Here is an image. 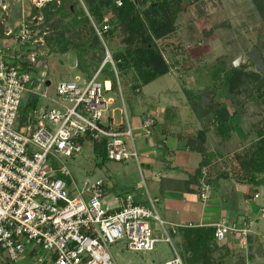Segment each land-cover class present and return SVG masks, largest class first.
Wrapping results in <instances>:
<instances>
[{"label": "rangeland", "instance_id": "1", "mask_svg": "<svg viewBox=\"0 0 264 264\" xmlns=\"http://www.w3.org/2000/svg\"><path fill=\"white\" fill-rule=\"evenodd\" d=\"M22 1L26 3V0ZM135 1H138V8L142 11L143 16L145 11H150V2ZM58 4L60 3L58 2ZM72 5H74L73 11L70 10ZM177 6L179 13L172 31L162 37H157V34L149 28L152 40L157 44L156 47L160 50L162 60L168 65V68L166 72L147 85L135 88V84H139L137 81L139 72L134 68H130L127 76L119 73L113 55L126 48L123 32L117 31L111 40L104 38L110 48L109 51L115 63L120 84L118 83V89L109 90L108 96L113 97L114 103L111 109L105 112L103 118L109 117L111 121L113 119L116 125L121 122L126 125L127 119L133 122L137 118L146 117L144 120L142 119L143 123L148 122L150 124L148 129L152 133L156 132L155 135L161 138V142L156 138L157 143L171 144V147L177 148L176 146L181 147L180 143L189 142L195 146L194 151L196 152H199L200 144L204 147L210 146L213 151L224 155L218 157V161L215 163L217 164L216 168L220 172L227 170L231 175L233 174L232 166L237 163L234 156L254 151L261 144L259 130H264V75L256 70L253 61L247 57V52L252 50L255 45L259 46L264 54V17L256 0H179ZM62 7L66 11L64 15L61 12H56L47 20L41 10L39 16L34 21H30L35 24L33 26L37 33L35 38H40L45 42V45H42L44 43L35 45L37 51L46 56V63L42 62L35 71H46L52 83L43 85V90L46 89L53 98L56 97L55 85L59 80L77 77L89 78L86 72L78 67V47L76 48L75 44L86 41L92 23L87 24L86 34L79 27L80 31H78L72 24L74 16L83 18L85 13L88 15V8L84 0H63ZM52 8L55 10L56 5ZM9 9L10 4L6 10L0 12V25L4 23L5 26ZM27 9L29 12L32 11L31 8ZM18 15L17 21L13 19L11 21L14 28L19 27L21 18H26V16H21V11ZM112 16V12L106 14L110 20ZM144 20L149 26L148 20L146 18ZM63 26H66L67 29H64ZM2 40L1 43L9 42ZM47 40L52 42L51 46ZM68 41H71L72 44L68 46L67 51H62V45ZM97 43L99 42L96 37L89 42L95 47H97ZM95 47L89 48V51L85 53V58L87 61L95 58L101 64L106 59V49L104 53L101 48ZM161 62V58H154L149 67L157 66ZM234 66L242 67V71L236 72L235 80L226 85V74ZM98 67L91 66L89 70L94 75ZM104 67L114 69L111 63H107ZM35 76L37 77L38 74ZM101 78L103 79V76ZM39 84H42L40 80L37 85ZM205 94L213 97V101H211L213 107L210 110L206 109L208 106L202 104ZM46 102L49 107L53 105L52 100ZM218 107L227 108L233 115L232 138L222 143L220 138L214 135V130L210 125V120L214 115L213 109ZM21 119L22 117L18 119V126L21 131H25L27 124ZM165 127L168 129V136L163 133ZM200 130L204 132L206 138L204 142L198 134ZM125 139L129 142L128 137ZM166 140L169 143H166ZM135 142L139 150L140 164L135 158L123 162L105 159L102 163H98L92 144H86L81 153L65 157L63 160L71 170L72 176L80 183L86 177L91 179L102 177L106 180L108 193L107 198L103 200L105 203H112L115 195H126L129 192L134 195L143 194L144 198L148 200V194L155 198L161 190L164 191L160 195L161 198L156 201V209L165 221V229L171 236L173 244L181 252V238L174 231L179 226L171 225L167 221L165 213L168 211L169 217L178 222L182 216L184 219L201 220L200 214L204 203H202L200 191L196 190L193 195L194 200L199 201L196 206L200 210L196 209V206L193 209H181V213L176 210L178 208L176 207L177 197L170 198L168 187L172 183L166 182L167 174L161 175L158 173L159 170L150 169L145 164L147 160L154 162L152 157L141 152L146 147L147 141L142 136L135 134ZM161 148L158 147L159 151H162ZM181 148L176 151V158H181L188 165H196L197 160H195L194 154H190L189 150H186L187 147H185L186 149ZM167 157H172V155L168 154ZM191 158L193 160H190ZM180 161L174 158L169 160L174 165ZM163 164L161 165H166L165 162ZM205 171L210 179L220 175L214 170L210 174L207 168ZM217 183H220V188L225 189L226 197L221 196V198H225L223 201L234 208L236 187L244 192L239 193L242 194V197L237 203L241 210L237 214L244 212L245 217L247 214H252L249 209L252 206L256 214H253L254 218L247 215V219L244 218L242 223L229 224L251 225L247 234H229L227 239L218 241V252L214 254L216 262L222 260L224 264H241L243 262L242 254L246 257V264L252 261L262 262L264 257V185L253 187L238 182L234 177L227 179L220 177ZM171 189L175 193H180L173 187ZM214 193L220 194L215 187H212L208 192V202L220 197L219 195L214 196ZM211 209L208 211L210 212ZM176 214L179 215L178 218H176ZM227 221L217 223H227ZM150 223L155 237L158 238L155 249L131 250L125 241L112 244L109 249L117 264H164L166 260L174 256L172 244L165 240L167 235L164 228L153 218L150 219ZM30 262L29 257L11 261L4 254L0 255V264H29Z\"/></svg>", "mask_w": 264, "mask_h": 264}, {"label": "built area", "instance_id": "2", "mask_svg": "<svg viewBox=\"0 0 264 264\" xmlns=\"http://www.w3.org/2000/svg\"><path fill=\"white\" fill-rule=\"evenodd\" d=\"M27 1L41 9L54 0ZM8 2L0 0V12L9 7ZM116 3L121 5L122 0ZM88 16L105 46L106 59L91 78L59 80L54 98L43 90V85L52 83L46 71H35L46 63L35 45L45 42L35 38L37 33L25 17L18 28L5 26V35L12 38L0 42V255L11 261L29 257V264H117L109 249L112 244L125 241L131 250L155 249L153 218L173 247L174 256L164 264H185L157 212V198L148 194V204L137 203L129 192L105 203L106 180L86 177L80 183L63 160L81 153L86 144H92L94 151L96 142L105 141L107 160L135 158L140 164L134 125L128 119L126 125H116L113 119L103 118L114 103L108 96L113 82L100 77L107 63L119 83L115 60L103 38L111 28L110 19L105 16L104 23L98 24ZM39 80L42 84L37 85ZM30 96L41 102L26 112L27 125L21 131L20 111ZM149 125L145 122L142 127L149 130ZM210 189L203 181V201ZM250 225L216 223V239L247 234Z\"/></svg>", "mask_w": 264, "mask_h": 264}, {"label": "trees", "instance_id": "3", "mask_svg": "<svg viewBox=\"0 0 264 264\" xmlns=\"http://www.w3.org/2000/svg\"><path fill=\"white\" fill-rule=\"evenodd\" d=\"M88 8L90 15L98 24H103L105 16L108 12H112L113 16L110 20L111 28L103 32V38H113L117 31L121 30L125 36L126 48L122 52H117L113 55L119 69V73L127 76L130 68H134L139 72L137 81L139 84H135V88L140 85H147L154 81L158 76L166 72L168 65L162 60V55L159 49H157V44L152 40V34L149 28H151L157 37H162L166 35L169 31L173 30V25L177 15L179 13L178 3L179 0H143L142 2H150V11L144 12L138 8V1L135 0H122V4L118 5L116 0H84ZM259 5V9L264 17V0H256ZM58 0H54L48 3L45 7L39 9L32 5L26 0L24 3L25 16L27 21H34L36 17L39 16L41 10L45 15V19H49L55 15L56 12H61L63 15L66 11L63 9V0L58 4ZM56 5L55 10L53 6ZM73 6V7H72ZM71 6L70 10H74V5ZM27 8H31V12ZM148 20L149 26L146 25L144 19ZM91 24V20L88 15L80 18L79 16H74L73 26L78 27L86 34L85 31L87 24ZM30 24L35 26L34 23ZM67 29L66 26H63ZM4 23L0 25V36L5 35ZM96 37L97 43L95 45H90L89 42ZM9 38H12V36ZM48 44L51 46L52 42L47 40ZM70 42V43H69ZM72 44L71 41L65 42L62 45V51H67L68 46ZM81 46V47H80ZM78 47V67L86 72L87 77H92L93 74L89 70L91 66H99V62L92 58L91 61H87L85 58V53L89 51V48H101L105 53V46L103 45L100 36L97 34L95 28L91 24L90 33L86 41L78 42L75 44ZM156 48V49H155ZM110 49V48H109ZM154 58H161V63L157 66H151ZM110 66V65H109ZM242 67H232L227 72L226 85L233 82L236 78L237 73L241 72ZM262 74V73H261ZM263 75V74H262ZM103 79H110L113 82L112 88L118 89L117 79L114 70L110 67H105L102 70L101 76ZM102 79V78H101ZM39 99L37 96H33L26 105L21 108L22 122H26V110L38 106ZM206 109H211V107H206ZM214 115L210 120V125L214 130V135L220 138V142L228 141L232 138L233 126H232V114L225 107H218L213 109ZM121 128H125L122 125ZM167 128L163 129L165 136H168ZM167 134V135H166ZM198 134L201 136L202 141H206L203 131H199ZM259 136L261 137V144L249 154H236L234 158L237 163L233 164L232 170L233 174L230 175L227 170H221V172L216 168L215 164L218 157H223L224 155L220 152L213 151L210 146L204 147L202 144L198 146V151L202 156L201 161L194 174L189 175L188 186L192 183L196 186V190L200 191L202 182L206 181L212 187H215L223 197L226 195L225 189L220 188V183L217 185L216 182L219 178H235L238 182L242 184H249L253 187H259L264 185V130H259ZM158 138V137H157ZM161 142V140H160ZM163 142V141H162ZM163 149L168 148L166 144L161 143ZM181 147H187L188 149L195 150V146L191 145L189 142L180 143ZM94 152L98 159V163H102L106 159V149L105 141L96 142L94 145ZM216 159V160H215ZM205 168L209 169L210 174L213 170L219 172L220 175L216 178L210 179L208 173L206 174ZM195 190V192H196ZM224 191V193H223ZM137 203H141L140 200L136 199ZM177 232V233H176ZM176 235L181 238V256L185 264H224L222 260L217 261L214 258V254L218 252L219 244L215 236L216 226L214 225H181L176 230ZM225 240V239H224ZM223 241V240H222ZM243 262L241 264H246V257L242 254Z\"/></svg>", "mask_w": 264, "mask_h": 264}, {"label": "crops", "instance_id": "4", "mask_svg": "<svg viewBox=\"0 0 264 264\" xmlns=\"http://www.w3.org/2000/svg\"><path fill=\"white\" fill-rule=\"evenodd\" d=\"M3 2V1H2ZM9 4H10V9L8 10V19H5V24H6V20L9 21L10 26H12V19L14 21H17L18 19V14L22 13V17L25 16V7H24V2L22 0H9ZM22 19V18H21ZM7 38V39H6ZM9 36H0V42L8 40ZM33 96L29 97V101L30 99H32ZM28 99V97L26 98ZM41 102V100H39ZM39 105V102H38ZM146 117H142V118H137L135 119L133 122L130 121V123L132 125H134L135 127V132L138 136H142L146 141V147L143 148V150L141 151L142 153H144L145 155H149L150 157H152L153 161L147 160L146 161V165L150 168V169H157L159 170L158 173L163 175V174H167L166 175V182H170L172 183L171 186L168 187V189L170 190V198L174 199L173 197H177L176 198V210H179L181 213V209H193L194 206H196V204L199 203V201L197 202L196 200H194V192L196 190V186L192 183L190 186H188V180H189V175L194 174L195 170L197 169V167L200 164L201 161V156L199 154V152H196L194 150L191 149H186L189 150L190 154H194L195 156V160H197L196 165H188L187 163L183 162V160L181 158H176L177 157V150H181V147L176 146L177 148L171 147V144H167L166 149L161 148V144L157 143L156 138L158 137L156 134V132H153L149 129L146 130L142 127L143 124V120ZM143 119V120H142ZM161 138L158 137V141H160ZM164 142V141H163ZM166 143L167 142L166 140ZM180 146V145H179ZM161 148L162 151H159ZM158 150V152H157ZM139 151V150H138ZM158 153V154H157ZM169 155H172V157H167ZM191 155V156H192ZM181 156V154H180ZM176 159L177 161H180L179 163L177 162L176 165L172 164V162H169L170 159ZM190 158V157H189ZM190 160H193V158H191ZM163 162H165V166ZM160 163V164H159ZM162 164V165H161ZM163 178V177H162ZM176 184V185H175ZM112 187V186H111ZM171 187H173L174 190H177L180 193H175L172 191ZM242 187V186H240ZM241 189V188H240ZM217 190V189H216ZM218 191V190H217ZM238 191V192H237ZM164 191H160V194L157 195V197L155 198H161L160 195L163 194ZM240 192H243L241 190H239L236 187V201H234L235 204V208L232 205H228L226 204L227 202H224L223 200L225 198H221V196L223 197V195L220 194H216L215 195H219V198H214L212 201H201L202 203H204L202 205L203 209L201 210V220H197V219H184V217L182 216L181 220L178 222L176 221V219L169 217V212L166 211V217H167V221L171 223V225H176V226H181V225H214L219 221H224V220H228L227 223L228 224H233L235 223H242V221L245 219H247V215L248 217L254 218L253 214H256L254 207H250V211L252 212V214H247L246 217L244 215V212L237 214L238 211H240L241 209H239L238 207V201L240 200V198L242 197V194H239ZM198 193V192H197ZM218 193V192H217ZM244 193V192H243ZM113 194V193H111ZM117 194V193H116ZM151 196V195H150ZM199 196V195H198ZM152 197V196H151ZM226 197V196H224ZM148 198V197H147ZM169 198V200L172 202V200ZM135 199L140 200L142 203L148 204V200H146L144 198L143 194H135ZM242 200V199H241ZM196 209H199L198 206H196ZM214 207V209H213ZM234 209H231V208ZM212 208V209H211ZM211 211L209 212L208 210ZM200 210V209H199ZM230 212V213H229ZM239 213V212H238ZM244 215V216H242ZM176 218H178L179 215H175ZM242 226V225H241ZM228 238V237H227ZM226 238V239H227ZM264 258V257H263ZM259 264H262V262H260Z\"/></svg>", "mask_w": 264, "mask_h": 264}, {"label": "water", "instance_id": "5", "mask_svg": "<svg viewBox=\"0 0 264 264\" xmlns=\"http://www.w3.org/2000/svg\"><path fill=\"white\" fill-rule=\"evenodd\" d=\"M5 26L8 29L10 28L9 21L6 22ZM247 57L253 61L256 70L264 75V54L261 48L255 45L252 50L247 52ZM211 101H213V97L208 94H205L202 98L203 106H208L212 108L213 104L211 103Z\"/></svg>", "mask_w": 264, "mask_h": 264}]
</instances>
